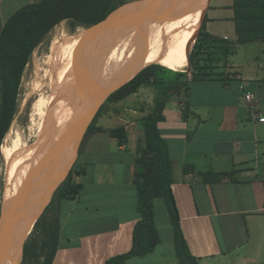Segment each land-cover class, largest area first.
Instances as JSON below:
<instances>
[{
    "label": "crops",
    "instance_id": "0c3cea01",
    "mask_svg": "<svg viewBox=\"0 0 264 264\" xmlns=\"http://www.w3.org/2000/svg\"><path fill=\"white\" fill-rule=\"evenodd\" d=\"M39 1L0 0V35L16 11ZM233 6L234 0L229 36L236 35ZM229 36L222 38L236 42ZM229 62L234 75L225 80H192L189 72V86L169 94L158 125L175 165L172 189L191 254L200 264H264V56L254 52L244 61L230 56ZM247 92L254 94L250 101ZM157 95L154 87L143 86L122 100L105 101L98 129L77 155L74 181L82 189L59 204L53 264H104L131 250L139 220L135 174L145 138L142 119L154 112ZM118 127L126 128L125 142L109 133ZM159 198L154 206L161 243L125 264H180L167 206L164 216L156 212Z\"/></svg>",
    "mask_w": 264,
    "mask_h": 264
},
{
    "label": "trees",
    "instance_id": "16d2710c",
    "mask_svg": "<svg viewBox=\"0 0 264 264\" xmlns=\"http://www.w3.org/2000/svg\"><path fill=\"white\" fill-rule=\"evenodd\" d=\"M126 2L127 0H41L23 6L10 17L0 35V155L1 148L10 135L7 133L18 112L23 73L34 50L61 22L67 21L71 31L64 25L57 26L53 30L51 41L91 34L92 32L87 33L84 27L99 23ZM233 8L236 42L233 43L226 38L209 33L202 19L196 44L190 54L191 65L188 71L174 70L160 64L149 65L132 80L114 90L106 99V102L122 100L143 86L154 87L158 92L154 112L142 119L145 138L139 145L135 174L139 220L134 230L133 246L130 251L114 256L104 264H125L132 257H144L150 254L161 243L160 233L155 223L154 206L155 199L159 197L166 202L180 264H200L199 260L191 254L181 226L172 189L175 181V165L158 124L164 118L162 111L169 94L180 92L189 86V72L192 74V80L215 77L225 80L227 76L234 74L228 71L218 72L217 69L232 68L229 57L237 52L239 45L256 41L264 42V0H234ZM194 11L174 16L179 32L169 46L179 47L186 39ZM78 27L83 28L77 29ZM78 52L79 50L74 48L67 50L61 47L55 48L44 60V80L53 73L55 68L77 62ZM170 65L180 67L177 64L170 63ZM41 69L39 65V70ZM42 82V80L38 81L37 85L39 86ZM102 109L103 107L89 126L84 141L98 129L96 123ZM109 133L121 142L127 139L125 127L111 129ZM73 153L72 150L62 172L71 166ZM77 174L72 168L66 180L57 188L55 199L50 204L53 216L43 214L37 221L36 228L42 229L43 236L40 239L30 238L26 241L23 246L22 264L29 260L35 261L36 264H53L61 232L59 204L63 200H74L80 193L82 184L74 181ZM202 176L207 180L211 177L209 173H203ZM1 210L0 203V213Z\"/></svg>",
    "mask_w": 264,
    "mask_h": 264
},
{
    "label": "bare ground",
    "instance_id": "6f19581e",
    "mask_svg": "<svg viewBox=\"0 0 264 264\" xmlns=\"http://www.w3.org/2000/svg\"><path fill=\"white\" fill-rule=\"evenodd\" d=\"M207 2L208 0H183L172 5L168 3L151 16L140 21H135L130 27L129 34H131L127 40L107 37L113 34L108 32L105 34L106 36L101 34L92 35L91 33L85 36L53 40L50 42L45 58L55 48L59 47L63 48V50L69 48L78 49L91 55L110 56L103 61L95 58L94 60L84 62L98 83L99 92L102 97L107 96L116 88L132 80L142 69L152 64H160L182 71L188 67V50L190 47L192 49L195 44L194 38L201 27ZM190 11H194V13L191 18L188 36L179 47L169 46L179 32V26L174 16L176 14H186ZM76 63L55 68L53 73L45 79V84L51 90V93L47 99L44 98L39 101L40 107H49L48 112L44 110L41 112L47 118L42 128L43 134L31 144L23 143L17 139L13 146L8 145V137L2 146L1 154L7 163L4 206L13 199L21 188V185L25 182V179L30 176V166L32 165L33 158L37 159V151L45 150L46 124L50 119L55 117L57 111L66 110L64 113H61L60 133L55 149L62 142L65 133L80 121L84 112L82 105L80 103L77 104L78 102L72 104L69 99V96L75 93V90L78 88L74 74ZM170 63L177 64L180 67H173ZM36 69L39 70V65H37ZM44 81L39 86L37 85L38 81L35 82L31 86L30 91L40 88L44 84ZM27 99L28 97L25 102ZM58 151L59 148L55 150L45 163L38 167V172L34 174L33 181H41L39 188L31 190L22 201L21 208L17 212L13 222V243L11 248L7 250V258L4 259L2 264H18L19 262L22 253L21 245L27 235V227L30 223L32 225L34 223V221L29 220V217L35 212L33 208H35L39 198H41L40 206L42 207L44 195L48 188L45 179L42 178L41 172L57 157ZM64 155L60 159V164L55 169L58 175L62 173L65 166L66 159L62 160Z\"/></svg>",
    "mask_w": 264,
    "mask_h": 264
},
{
    "label": "rangeland",
    "instance_id": "374dc122",
    "mask_svg": "<svg viewBox=\"0 0 264 264\" xmlns=\"http://www.w3.org/2000/svg\"><path fill=\"white\" fill-rule=\"evenodd\" d=\"M146 1H148V0H127V2L124 5L120 6V8L125 7V6H127V7H138V6L142 5L143 3H145ZM181 1H183V0L171 1L170 5L181 2ZM232 5H233V0H212L211 4H210V8L205 13L204 19H205L206 30L209 32L211 30H213V32L215 31L214 33L213 32L212 33L218 37H223L225 35L229 36V34L227 33V29H228L227 17L229 14L232 13V9L229 10V8H231ZM214 15L219 16V18L213 19ZM134 23L135 22H132L130 24L119 25L116 28L104 29V30L99 31L97 34H101V35L106 36L105 34H107V32H108V33H113V34L110 36H107V37L127 40L129 35L131 34V33L129 34L130 27ZM61 25H64L69 31H71L67 21H63L60 24H58L57 26H61ZM57 26H55L50 31V33L45 38V40L42 43H40L39 46L34 50L32 57H31V60L28 63V65H27V67L23 73L22 82H21V86H20V90H19L18 112H17L15 119L12 122L10 129L8 131V132H10L9 141H8L9 146H13L15 144V142L17 141V139L23 143L31 144L43 134L42 128H43L44 123H45L47 118L41 112H42V110L48 112L49 107H47V106H45V107L41 106L40 107L39 101H41L44 98L47 99L51 93V90L45 84L46 80L44 81V60H45L46 54L48 53L49 45H50V42L52 39L53 30ZM79 28H83V27H78L77 29H79ZM229 38L231 39V41H236L235 33L233 35H230ZM252 43H255V44H252ZM195 44H196V41H195ZM193 48L191 49V53L193 52ZM263 50H264V42L256 41V42H250L247 44H243L240 46L237 54L235 53L236 54L235 56L231 55V61H235V60L236 61H244L254 52H257V53L259 52L264 56ZM109 57L110 56L91 55V54L84 53L83 51L79 50L76 59H77V61H82L84 63V62H87L88 60H94L95 58H98L100 61H103L105 59H108ZM37 65H40L42 67V69L41 70L36 69ZM34 70L36 73L34 72ZM230 70H231V68H229V67H221V68L217 69L218 72H223V71L227 72ZM184 71H186V69H184ZM41 80L44 81V84L40 88L30 91V89L32 88L31 86L35 82L41 81ZM30 93H32V94H30ZM28 94H29V96H28ZM27 97H28V99L25 102ZM69 99H70V102L72 104L77 103V102H78L77 104L80 103L82 105V108L84 111V104L82 102V96L77 91V89L75 90V93H73L71 96H69ZM0 102H1V91H0ZM104 105L105 104H103L102 107ZM34 106L35 107L37 106L36 108L38 110ZM65 111L66 110L57 111L55 117L50 119L49 122L46 124V139L44 140L45 150L44 151H40V150L37 151V156H36L37 159L33 158L32 165L30 166V171L33 170L34 167L37 170L41 164L45 163V161H47L51 157V156L45 157L44 154L49 150L51 145L54 144L56 146V144H57V138H58L59 133H60V125H61V121H62L61 113H64ZM77 125H79V122H77L75 126H72V128H70V130H73V128H77L78 127ZM83 141L80 145V149L84 145ZM3 142H4V140H3ZM3 142H2V144H3ZM85 142L86 141H84V143ZM80 149H79V151H80ZM71 150H69L68 155H70ZM73 151L75 154V158H74L71 166L69 167V169H67L66 171L62 172L59 175L56 173L55 169L60 164V160L59 161L56 160L55 162L48 164L47 167L41 172L42 178L45 179L46 185H48V189L46 190L47 196H45L42 207L40 206L41 205V198H39V201H37L35 208H33V210H35V212L33 213L32 216H36L35 218L37 219V221L40 220V218L42 217L43 214H47L49 217L53 216V211H52V209H50L51 208L50 204H51L52 200L55 199L54 195H55L57 188L63 184V182L67 178L69 171L72 168H74L75 171H77V153H76V150H73ZM68 158H69V156H67V158L65 160V165L68 161ZM6 171H7V163H6L3 155L1 154L0 155V203L2 204V208L4 207V203H3L4 195H5L4 191H5V184H6V179H7L6 178L7 177ZM40 182H39V180H37L35 182L33 189L37 188V187L39 188ZM33 189H31V190H33ZM3 192H4V194H3ZM47 200H51V201H49V203H48ZM40 207H41V209H40ZM156 212H157L159 218L161 216H164V214H167L166 202L164 199L159 198L156 200ZM32 216L29 217V220L34 221L31 219ZM36 223L33 225L30 223V225L27 227V235L25 236L24 241L21 245L22 246V253H21V257L19 259L18 264L23 263V246L26 243V241L29 240L30 238L40 239L43 236L42 229L40 227L36 228ZM25 264H36V262L33 260H29Z\"/></svg>",
    "mask_w": 264,
    "mask_h": 264
},
{
    "label": "water",
    "instance_id": "95a60500",
    "mask_svg": "<svg viewBox=\"0 0 264 264\" xmlns=\"http://www.w3.org/2000/svg\"><path fill=\"white\" fill-rule=\"evenodd\" d=\"M173 0H148L138 7H122L118 8L112 13H110L104 20L90 27H84L85 31L95 33L109 28H116L119 25L130 24L135 21L143 20L153 13L159 11L163 6L167 5ZM205 13V12H204ZM204 16V15H203ZM202 24V22H201ZM200 30V29H199ZM74 32V31H73ZM199 32L194 38L196 41ZM191 47L188 50V71L191 61H190ZM74 74L78 84V92L82 96V102L84 104V112L79 121L77 128L69 130L63 136L62 142L55 149V145H51L49 150L44 154L45 157L51 156L55 150L59 148L57 157L52 161H59L62 156L69 150H76L78 155L80 145L85 137V134L96 118L102 105L105 103L108 96L114 91L110 92L107 96L102 97L99 92V85L95 81V78L90 73L87 66L82 61H77L74 67ZM129 82V81H128ZM127 83V82H126ZM125 84V83H124ZM122 86V85H121ZM119 88V87H118ZM116 88V89H118ZM115 89V90H116ZM35 172H38L34 167L31 170L30 176L25 179V182L21 185V188L17 191L13 199L2 208L0 214V264L4 262L7 258V250L11 248L13 243V222L15 220L16 214L21 208V204L26 195L33 189L35 181H33ZM48 203L51 200H47ZM36 216H32L35 224L37 222ZM10 237V238H9Z\"/></svg>",
    "mask_w": 264,
    "mask_h": 264
},
{
    "label": "built area",
    "instance_id": "2783aa9c",
    "mask_svg": "<svg viewBox=\"0 0 264 264\" xmlns=\"http://www.w3.org/2000/svg\"><path fill=\"white\" fill-rule=\"evenodd\" d=\"M246 99L247 100H252L254 98V94L252 92H247L246 95H245ZM260 121H263L264 122V117H261L260 118Z\"/></svg>",
    "mask_w": 264,
    "mask_h": 264
},
{
    "label": "flooded vegetation",
    "instance_id": "af4514ba",
    "mask_svg": "<svg viewBox=\"0 0 264 264\" xmlns=\"http://www.w3.org/2000/svg\"><path fill=\"white\" fill-rule=\"evenodd\" d=\"M48 189V188H47ZM47 192V191H46ZM46 192H45V195H44V199H45V196H46ZM44 201V200H43Z\"/></svg>",
    "mask_w": 264,
    "mask_h": 264
}]
</instances>
